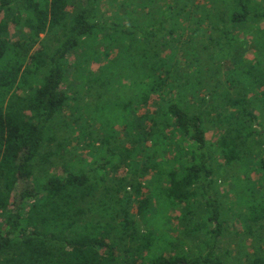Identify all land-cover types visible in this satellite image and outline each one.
I'll return each mask as SVG.
<instances>
[{
  "label": "trees",
  "instance_id": "1",
  "mask_svg": "<svg viewBox=\"0 0 264 264\" xmlns=\"http://www.w3.org/2000/svg\"><path fill=\"white\" fill-rule=\"evenodd\" d=\"M229 168L263 220L264 0H0V264H226L207 213Z\"/></svg>",
  "mask_w": 264,
  "mask_h": 264
},
{
  "label": "rangeland",
  "instance_id": "2",
  "mask_svg": "<svg viewBox=\"0 0 264 264\" xmlns=\"http://www.w3.org/2000/svg\"><path fill=\"white\" fill-rule=\"evenodd\" d=\"M253 51L249 52L247 54L248 57L253 58ZM156 108L155 105H149V107H143L139 110V114H142L149 110H154ZM112 116V115H111ZM108 116V117H111ZM124 125V122L119 123L118 125L114 126L111 121L105 124L107 126L106 130H108L107 135L110 138V141L113 142H125L126 136L123 131V127H120ZM116 127L117 133L114 137V129ZM97 131V136L104 135L102 130H99V126L95 128ZM100 135H99V131ZM67 133L64 131L57 132V136L59 137V140L63 139V136ZM217 140V137L211 139L210 141L215 142ZM127 142V141H126ZM63 144L66 146H75L74 141L73 143L69 144V141H64ZM123 146H120L121 148ZM77 149L73 150L72 153L66 154L65 161L70 162L72 158L75 159V163L77 159H83L80 158L79 154H77ZM94 150H98L101 153V159L103 158L105 161H108V158L111 162V166H109L103 173L109 174V171L112 170L114 163H117L116 161V153L117 147H113L110 145H107L103 149L95 148ZM70 151V150H68ZM108 151V153H106ZM111 151L114 153L112 154ZM109 155V156H108ZM115 158H114V157ZM77 158V159H76ZM51 160L55 163L52 164H46V168L49 166L51 169V172L54 173H61L62 163H64V160H62L59 157L53 156ZM93 160L92 157H90L88 166L90 165L91 161ZM60 166V167H58ZM58 167V168H57ZM223 179L219 178L218 181H220L219 184V190L217 193L214 192V196L218 199L219 203L214 206V208H211L209 212L214 211L218 205H219V213L221 215V218L219 217V222L221 223V229L223 230V235L221 236L218 246L216 247V253L217 255H220L223 258V261L226 264H264L256 262L257 259H263L264 260V219L259 222H253L250 221L251 217L248 213L247 208H245V198L238 199L237 191L235 189L234 183L232 181L227 180V183L223 184L222 180L230 178V176L234 175L233 169L229 168L224 173ZM39 178H45L47 175H44L40 168H36V174ZM243 176V174H242ZM240 184H243V179L241 178L238 181ZM243 189H240L239 192L242 193ZM240 193V195H241ZM239 195V196H240ZM245 208V210H244ZM171 215V214H170ZM177 216L176 213L172 214V222H174V225L171 227L172 230H169L172 237H176L177 241H180L183 243V248L188 252V254L194 255L196 253H205L207 252V249L205 248L204 244L209 240L210 236L207 235L206 230L202 228V226L199 228V233L188 236L187 231L190 230L188 227H186V224L180 223L179 219L175 218ZM203 220L199 217H196L194 222L190 224V228H194L196 225L198 227L202 224ZM208 227L212 226L213 224L209 221H207ZM142 227L144 226L143 223L140 224ZM178 228V229H173Z\"/></svg>",
  "mask_w": 264,
  "mask_h": 264
}]
</instances>
